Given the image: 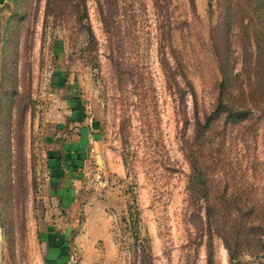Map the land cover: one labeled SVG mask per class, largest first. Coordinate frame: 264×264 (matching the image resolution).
Returning a JSON list of instances; mask_svg holds the SVG:
<instances>
[{
	"label": "rangeland",
	"instance_id": "rangeland-1",
	"mask_svg": "<svg viewBox=\"0 0 264 264\" xmlns=\"http://www.w3.org/2000/svg\"><path fill=\"white\" fill-rule=\"evenodd\" d=\"M73 1L53 10L47 0H0V264H66L70 251L78 264H208L203 203L187 189L194 101L181 73L211 111L218 55L234 72L245 51L256 57L263 24L253 0H116L109 32L97 0L87 12ZM253 100L223 150L230 174L247 166L261 194L262 89ZM89 133L93 146L74 158L81 189L64 204L51 199L49 154ZM211 242L214 264H264L250 254L231 262L222 239Z\"/></svg>",
	"mask_w": 264,
	"mask_h": 264
},
{
	"label": "trees",
	"instance_id": "trees-1",
	"mask_svg": "<svg viewBox=\"0 0 264 264\" xmlns=\"http://www.w3.org/2000/svg\"><path fill=\"white\" fill-rule=\"evenodd\" d=\"M97 1L101 21L109 32L114 23L116 0ZM153 1L160 6L161 0ZM71 2L74 1L47 0V8L54 10V7L67 6ZM78 2L87 12V0H77L74 7ZM249 7L255 17L262 19L263 24L262 27H254L256 57L253 61L252 53L245 51L242 69L234 72L229 54L218 55L221 80L217 103L211 111L202 112L199 109L196 91L186 73H181L184 80L181 90L183 97L191 95L194 101L193 115L189 116L186 112V122L192 125V134L187 136L184 147L190 165L187 189L191 199L203 203L202 222L209 236L208 264H214L211 242L214 236L222 239L231 262L240 260L245 254L264 256V193L259 194L257 186L249 182L245 173L248 171L247 166L239 175L230 174L229 167L231 171L233 167L226 161L229 154L226 149L223 150L229 128L241 126L250 119L258 105V100L251 101L252 97L256 98L259 89L264 93V0H253ZM90 37L92 42L95 37L92 33ZM252 69L254 75L251 77ZM167 75L173 80L177 78L170 69H167ZM243 75L250 76L249 80H244ZM214 133L221 134V139L216 149L212 150L209 146L214 140ZM206 148L209 149L208 153ZM219 172L222 173L219 175Z\"/></svg>",
	"mask_w": 264,
	"mask_h": 264
},
{
	"label": "crops",
	"instance_id": "crops-1",
	"mask_svg": "<svg viewBox=\"0 0 264 264\" xmlns=\"http://www.w3.org/2000/svg\"><path fill=\"white\" fill-rule=\"evenodd\" d=\"M2 1V0H1ZM94 138L89 133L80 142L77 140L70 141L66 145L58 147L56 152L49 154V189L51 199L62 201L63 204L69 201L75 195L77 190L81 189L82 181L79 172L74 171V166L79 163L74 159L82 154L88 147L93 146ZM91 145V146H89ZM48 199L42 200V206H47Z\"/></svg>",
	"mask_w": 264,
	"mask_h": 264
},
{
	"label": "built area",
	"instance_id": "built-area-1",
	"mask_svg": "<svg viewBox=\"0 0 264 264\" xmlns=\"http://www.w3.org/2000/svg\"><path fill=\"white\" fill-rule=\"evenodd\" d=\"M66 264H78V257L76 252L70 251Z\"/></svg>",
	"mask_w": 264,
	"mask_h": 264
}]
</instances>
